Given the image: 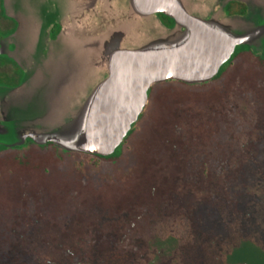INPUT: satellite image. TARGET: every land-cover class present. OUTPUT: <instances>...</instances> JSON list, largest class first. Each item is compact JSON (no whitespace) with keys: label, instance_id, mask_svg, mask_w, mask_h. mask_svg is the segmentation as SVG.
<instances>
[{"label":"rangeland","instance_id":"rangeland-1","mask_svg":"<svg viewBox=\"0 0 264 264\" xmlns=\"http://www.w3.org/2000/svg\"><path fill=\"white\" fill-rule=\"evenodd\" d=\"M14 22L0 18L4 29ZM7 35L0 30V40ZM235 65L220 93L177 87L155 96L127 139L130 168L57 152V162L22 173L8 168L13 154L45 152L0 154V264L23 252L33 263L38 255L40 264H74L97 227L121 230L124 248L141 240L129 264H264V67L244 57ZM16 74L0 53V85L17 84ZM22 186L46 192L49 206L26 203Z\"/></svg>","mask_w":264,"mask_h":264},{"label":"water","instance_id":"water-1","mask_svg":"<svg viewBox=\"0 0 264 264\" xmlns=\"http://www.w3.org/2000/svg\"><path fill=\"white\" fill-rule=\"evenodd\" d=\"M230 1L3 0L16 25L0 40V53L23 76L0 85V145L30 139L112 154L153 85L204 83L236 46L264 48V0H237L247 6L243 14L227 13Z\"/></svg>","mask_w":264,"mask_h":264},{"label":"trees","instance_id":"trees-1","mask_svg":"<svg viewBox=\"0 0 264 264\" xmlns=\"http://www.w3.org/2000/svg\"><path fill=\"white\" fill-rule=\"evenodd\" d=\"M226 12L230 14L229 11V5L226 7ZM245 11H240L236 14H243ZM159 17L161 20L167 24L172 25L173 20L163 14H159ZM15 26V22L13 23ZM59 30V26L55 25L52 31V36L54 37L56 33ZM247 61H250L254 66H260L264 67V49L259 53H254L248 46L246 45H239L235 47V50L233 54L230 56V58L224 62L218 73L209 81L204 82L202 84H187L181 81H165L162 83H157L154 86H152L148 90V103L144 107L143 111L139 115L138 120L132 124L130 130L128 131L127 135L121 142V144L114 150V152L107 156H102L98 154H90V153H84V152H71L66 151L63 149H58L53 144L47 143L44 145H38L35 144L32 140L27 139L25 143L21 146L16 147H5L0 145V154L3 153H10L12 151L14 152H27L30 149H36L39 152L44 151L45 156L44 157H35V156H29V155H15L8 159V168L12 170H16L22 173H37L39 170L44 168L47 165L53 164L57 162V152H61L63 155H74L79 163L85 164V165H98V164H113L117 159L124 161L126 168L132 165H134L132 158L129 160H125L126 158V151L128 150L129 145L126 144L127 139L138 130V125L144 116L145 111L149 108L150 103L152 99L156 96L159 98L161 95L164 100L166 97H168L170 91L173 90V88H180L185 91H190L194 93L201 92V87H204L207 89V91H210L212 87H215L217 89V92H222L223 89L227 88L225 85L226 83V75L230 70H235V64L236 62L243 58ZM234 72V71H233ZM226 77V78H225ZM226 79V80H225ZM217 85V86H216ZM221 89V90H219ZM214 90V89H213ZM206 91V90H204ZM203 92V91H202ZM226 92V91H225ZM132 151V149H131ZM135 155L138 156V153L135 152ZM143 158V157H141ZM127 159V158H126ZM140 160V157H138ZM140 163V162H139ZM145 171L147 168L141 165ZM132 170V169H131ZM20 195L23 197L24 200H26V203H30L32 200V205H34L36 208L40 205H48L46 202V192H35L34 195H31L30 191L28 190L27 186H22L20 189ZM50 196V195H49ZM52 197V196H51ZM61 212V211H60ZM66 211L61 212V219L66 217ZM64 220V219H62ZM126 236L122 233L121 230L117 228H111L109 230H103L101 228H94L91 230V238H90V248L88 254L83 258H80V260H76L74 264H98L100 262H103L105 264H129L130 257L134 258V252H136V248H138V245L141 244V240L137 238H133L131 241L132 243L128 245V247L124 248L122 247V244L125 242ZM79 252H84L83 250H79ZM17 253V251L12 250V261L17 262V255L14 254ZM20 260L17 264H40V261H37L38 255L34 256L36 258V261L31 262L29 253L23 252L20 253ZM18 255V256H19ZM48 264H58L54 261H49ZM133 264L136 263V259L134 260Z\"/></svg>","mask_w":264,"mask_h":264},{"label":"flooded vegetation","instance_id":"flooded-vegetation-1","mask_svg":"<svg viewBox=\"0 0 264 264\" xmlns=\"http://www.w3.org/2000/svg\"><path fill=\"white\" fill-rule=\"evenodd\" d=\"M229 5V11H230V14H236V13H238V12H240V11H246V9H247V6L244 4V3H242V2H239V1H237V0H232V1H230L228 4H227V6ZM226 6V7H227ZM0 12H3V8H2V1L0 0ZM0 18H3L4 20H10V18H8V17H6L5 15H3V13L0 15ZM14 24L12 23V26H8L7 28H2L1 27V24H0V30H1V32H2V34L3 35H7L8 33H10V31L11 30H13L14 29ZM1 38V37H0ZM10 48H12L13 46L12 45H10L9 46ZM17 75V80H16V83H18L19 81H20V79H21V77H22V75L21 74H16Z\"/></svg>","mask_w":264,"mask_h":264},{"label":"crops","instance_id":"crops-1","mask_svg":"<svg viewBox=\"0 0 264 264\" xmlns=\"http://www.w3.org/2000/svg\"><path fill=\"white\" fill-rule=\"evenodd\" d=\"M227 6V5H226Z\"/></svg>","mask_w":264,"mask_h":264}]
</instances>
